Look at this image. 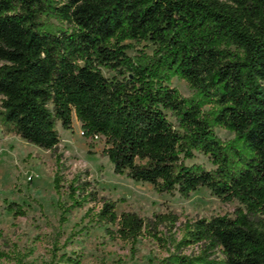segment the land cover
<instances>
[{
  "label": "trees",
  "instance_id": "1",
  "mask_svg": "<svg viewBox=\"0 0 264 264\" xmlns=\"http://www.w3.org/2000/svg\"><path fill=\"white\" fill-rule=\"evenodd\" d=\"M47 18L71 28L55 30ZM144 40L153 53L130 56L127 41ZM171 74L194 95L168 85ZM0 100L7 135L53 150L58 126L70 129L75 114L86 138L104 139L115 173L159 193L205 187L239 202L234 216L183 222L178 246L199 250L178 248L165 264H264V0H0ZM216 127L234 138L222 141ZM197 152L214 168L189 165ZM70 187L81 204L82 186ZM94 219L134 244L179 217L118 214L102 199Z\"/></svg>",
  "mask_w": 264,
  "mask_h": 264
},
{
  "label": "rangeland",
  "instance_id": "2",
  "mask_svg": "<svg viewBox=\"0 0 264 264\" xmlns=\"http://www.w3.org/2000/svg\"><path fill=\"white\" fill-rule=\"evenodd\" d=\"M47 21L55 30L71 28L56 18ZM127 42L133 45L127 51L130 56L152 54L156 47L150 40ZM103 73L107 77L116 74L107 69ZM168 85L185 97L196 92L178 75L171 74ZM58 130L60 143L49 150L7 135L0 127V250L7 253L0 264H165L182 247L178 244L183 222L197 217L234 216L239 207L238 201L225 202L205 187L183 197L178 192L159 193L149 183L115 173L103 154L104 139L86 138L75 114L70 129L59 125ZM215 133L222 141L234 138V132L226 128L216 127ZM187 163L214 168L209 155L199 152ZM56 176L61 180L59 190L55 188ZM72 184L82 186L76 192L77 199L86 195L81 204L70 195ZM90 192L94 195L87 194ZM102 199L115 201L118 214L135 211L150 218L173 213L179 220L159 225L157 236L147 232L132 244L108 233V228L115 226L96 223L95 213ZM11 204H17L23 213L9 210ZM182 248L188 254L199 250L197 245Z\"/></svg>",
  "mask_w": 264,
  "mask_h": 264
}]
</instances>
